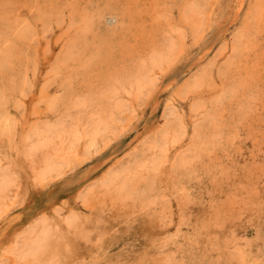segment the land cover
I'll return each instance as SVG.
<instances>
[{"label":"rangeland","instance_id":"1","mask_svg":"<svg viewBox=\"0 0 264 264\" xmlns=\"http://www.w3.org/2000/svg\"><path fill=\"white\" fill-rule=\"evenodd\" d=\"M210 4V0H83L77 10L85 12L91 18L92 29L89 33L90 41L86 44L93 42L101 46L105 50L104 53L113 54L104 55L106 60L99 67H94L93 72L88 73L91 79L83 72L82 62L71 66V74L68 71L69 74L62 75L55 70L65 46L68 47L72 42H69V39L74 35L79 38L78 34H73L70 38L67 37L68 33L63 34L67 30L72 33L75 31L67 15L58 18L46 17L48 19L42 21L31 17L36 34L24 51L29 65L26 70L29 74L24 78L22 72L20 78L17 77L20 83H14L15 86L4 85L7 92L14 90L9 103L2 107L10 116L7 125L14 123L17 127L14 141L19 138L26 139L34 124L32 122L38 120L39 115H42V118H39L45 122L47 119L54 120V113L51 116L40 114L45 110L44 102L47 98L63 101L64 96L73 88H87L89 82L100 83L108 68L106 66L111 65L108 62L123 59L135 67L136 54L124 52V49L129 45L128 40L133 37L138 26L147 24L143 19L151 17L158 10L159 14L156 15L159 16L158 20L163 21L162 24H156L153 28L148 26L146 29L162 38L165 36L163 29L159 27L171 26L168 24L171 20L177 22L179 28L182 26L181 31L184 32L187 27L183 25L186 20L183 15L190 14L191 5L200 6L202 9L207 7L209 11ZM224 4L225 8L219 11L218 19L206 31L203 30V35L195 39L192 34H187L184 39L185 49L181 51L177 47L167 61L157 67L156 78L160 86H157L148 99L145 93L141 94L138 103L142 115L138 124L143 134L136 135L135 129L132 128L118 133L100 152H96L85 162L65 171L47 184H34L26 178L24 166L17 167V177L21 182V202L14 207L12 222L0 232V242L9 243L16 235L45 216L50 219L59 216L57 219H62L71 210L76 209L81 217L89 215L90 220L86 222L83 230H79L83 236H78L71 256L62 264H145L139 262L140 258L150 254H157L159 257L165 255L167 259L165 261L164 257L162 264H245L238 257L240 255L234 253L237 245L234 244L232 250L224 242L228 236L234 240L235 235L239 241L253 243L252 252L258 255V260L264 264V93L263 96L260 95L261 99L258 97L259 93L264 92V76L259 83L252 84V89L240 88L236 91V82L231 78L230 70L234 66L228 67V59L221 55V52L224 47L236 41L233 34L239 30L240 25L251 18H248L247 5L239 17L233 18L236 2L225 0ZM16 7L14 0H0L1 22L17 18V13L20 14L19 19L23 20L22 15L27 13V9L21 7L22 9L16 10ZM112 12H120L121 18L115 24L106 20ZM22 24L26 27L27 22ZM255 24L251 21L250 29L255 30ZM177 32L180 33V29ZM73 37L71 39L74 41ZM82 41L83 39H80V42ZM3 45L0 56L8 48L7 43ZM208 46H211L210 51ZM205 51H209V54L202 58ZM0 62V75L6 72L18 75L19 72L12 66L11 57H2ZM48 67L52 73L49 71L48 74ZM32 70H35L33 75ZM200 76L204 79L213 78L215 83L225 85L222 94L219 92L209 96L212 103L208 108L199 107L194 115L189 108L192 99L183 96L190 93L196 78ZM84 78L89 81L88 84L82 81ZM2 87L0 83V88ZM171 98H177L176 102L180 105L178 114H184L186 117L182 146L170 152L164 170L157 171L158 180L148 179L130 187L125 210L122 207L117 210L108 201L96 211L97 214H90L84 204L78 201L77 196L85 193L88 188L95 187L105 172L117 166L124 168L139 162L137 160L142 157L140 152L149 153L148 145L159 144L156 142L160 141L162 136L152 131L159 127V133H165L177 120L171 121L162 117ZM246 106H252V115L244 119L242 108ZM121 108L129 109L130 101ZM118 125L120 124L116 122L115 126ZM15 127L8 133L14 131ZM149 133L152 138L148 139L145 145L135 149ZM14 141L7 143L11 145ZM19 155L22 154L16 153L17 160L21 157ZM153 174L152 170L151 175ZM163 205L168 206L171 212L166 209L167 212L163 213ZM62 206L64 209L60 210ZM241 206L247 208L241 215L243 219L238 217L239 214L235 215ZM231 207L233 212L235 211V217L230 214H227V217H218L220 212H227ZM220 218L226 222V233L218 230L213 235L218 228H215V223ZM210 225L213 229L207 231ZM218 240L219 245L214 244Z\"/></svg>","mask_w":264,"mask_h":264},{"label":"bare ground","instance_id":"2","mask_svg":"<svg viewBox=\"0 0 264 264\" xmlns=\"http://www.w3.org/2000/svg\"><path fill=\"white\" fill-rule=\"evenodd\" d=\"M14 1L17 4L16 10L25 8L27 9V13L22 15V18H24L23 20L19 19V13L16 15L17 18L14 17L8 21L2 20L1 22L0 19V51H2L1 46L4 43L8 44V48L0 58L5 56L11 57L13 60L12 66L19 72L18 75H10L8 72L0 75V83L3 86L0 88V134L2 135V139L0 140V232L5 230L7 228L5 226H9L12 222L14 218V207L21 202L19 194L21 182L17 177L18 172L16 170L18 166H24L27 175L26 178L33 181L34 184H47L53 178L64 174L65 171L85 162L96 152H100L118 135V133L132 128L135 129L136 135L139 136L143 134L138 124L142 116L138 103L140 102L141 94L145 93L148 99L159 85V81L156 78L157 67L160 66L163 61H167L177 47H179L181 51L185 49L184 39L187 34H192L195 39L203 35V30L206 31L208 27L212 26L213 22L219 17V11L225 8V0H210L211 4L209 6V11H207V7L202 9L200 6L196 5L193 7V5H191L190 14L188 13L189 15L187 16H185V14L183 15V17L186 18L183 24L187 27L186 30L184 32L181 31L182 26L179 28L177 22L174 23L170 20L168 24L171 26L159 27V29H163L165 36L162 38L157 37L156 33L146 29L148 26L153 28L156 24L159 26L162 24L163 21L158 20L159 16L156 15L159 14V11L156 10L154 15L143 19L147 24L138 26L136 32L132 35L133 37L128 40L129 45L124 49V52L136 54L135 59L137 61L135 67L133 64H128V61H124L123 59L116 62H108V64L111 65H105L108 68H106L104 72L105 76L102 77L100 83H90L88 80L85 81L84 78L82 81L84 80L87 84L89 82L88 87H84L85 89L73 88L71 92L64 96L63 101L56 98H47L44 102L45 110L40 112V114L46 113L47 116H51L54 113L52 117L54 120L47 119L45 122L40 119L42 115H39L37 118L38 120L32 122L34 123L32 127L30 126L31 123L29 124L28 127L32 129L30 133H27L26 139L19 138L14 141L17 127L13 125L14 123L7 125L6 122L10 120V116L6 114L7 111L3 110L2 107L9 103L14 93L11 87L12 90L7 92L5 86H8V84H13V86H15L14 83H20V79L17 77L20 78L22 72L24 78L29 74V71L26 70L29 65L27 64L24 51L28 48L30 40H32L36 34L35 27L30 20L31 17H34L35 20L42 21L47 20L48 18L46 17L58 18L67 15L75 31L72 33L67 30L63 32V34L68 33V38L73 34H78L79 38L83 39V41L80 42V39L74 35V37L72 36L74 41L71 39L72 37L69 39V42L72 41L70 44L66 41L69 46H65L66 48L64 47L65 51L62 58H59L60 60L55 66V70L59 74H69L73 64L82 62L81 64L84 67L80 66L84 68L83 72L85 74L87 73L89 77L88 73L90 74L91 71L93 72L94 67L97 65L99 67V65L106 60L103 56L111 54L104 53L105 50L101 46L93 44V42L86 44L90 41L89 33L92 29L91 18H89L85 12L77 10V7L83 0ZM233 1L236 2L233 8L235 12V16H232L233 18L239 17L246 5L249 10L248 18H251V20L240 25L238 28L239 30L233 34L235 35L236 41L224 47L223 52L220 51L221 55H225L228 59V61L226 60L228 62V67H230V65L234 66L230 70L231 78L236 82L235 87L237 91L240 88L252 89V84L259 83L258 81L264 76V0ZM227 8L228 6L226 4V9ZM34 12L36 13L32 14ZM222 13L223 12H221V14ZM120 18V12H112L106 20L109 23L115 24ZM251 21L256 23L254 25L255 30L249 27ZM23 22H27L26 27L22 24ZM175 25L176 28H174ZM179 29L180 33L177 32ZM174 31L175 33H173ZM59 38L61 39L62 37L60 36ZM59 38L57 39L59 40ZM85 44L86 48H84ZM208 47L210 51L211 46ZM209 51H205L202 58L208 55ZM112 55L113 54H111V56ZM114 57L117 58L116 56ZM1 64L2 62H0V65ZM87 67L88 69L86 70ZM11 70L12 69H10V71ZM47 71L48 74L50 72L52 73L50 68ZM68 71L69 73H67ZM31 73L33 75L35 70H32ZM45 74H47V72ZM90 77L89 79H91ZM98 79H100V77H98ZM223 85L225 84L215 83L213 78L210 77L206 79L202 78V76L197 77L194 88L190 90V93L183 96L184 98L190 97L192 99V103L190 102L191 105L189 107L190 111L195 115L199 107L208 108L212 103L209 96L219 92L222 94L224 90ZM237 92L234 95H236ZM262 93L264 92L262 91L258 94L260 99L262 98L260 95L263 96ZM45 95L47 96L48 94ZM53 97H55V95ZM176 99L177 98H171L168 100L162 116L163 119L167 118L171 119V121L177 119L176 122L174 124L172 123L165 133H159L161 130L159 127L155 128L153 131L151 130L152 133L157 132V135L160 137L162 136V139L156 142L159 144L154 143L153 145H148L150 150L149 153L144 154L140 152L139 154H141L142 157L137 160L139 162L124 168L117 166L105 172L95 187H92L93 185L91 184L92 188H88L89 190L87 189L85 193L77 196L78 201L84 204L90 214L98 211V209L103 207L108 201H110L117 210L121 207L125 210L124 207L128 204L126 202L128 200L127 197L131 192L129 189L132 185H137L148 179L152 181L158 180L157 171L161 172L164 170L165 164L169 160L168 156L170 152L182 146L181 139L183 128L186 125V117L184 114H178L180 105L176 102ZM255 99L257 100V98ZM128 100L130 101V108H121ZM154 105H156L155 102ZM251 107L252 106H246L242 108L244 119L245 117H251ZM33 113L36 112L33 111ZM176 115L178 116L176 117ZM116 122L120 125L115 126ZM176 124L177 126H175ZM14 127V131L8 133ZM151 138V133H149L135 149L145 145L149 141L148 139ZM4 139H8L9 142L13 140L14 142L10 145L8 144L9 142ZM2 140L3 142H1ZM16 153L22 154L19 155L21 156L19 160H17ZM152 170L154 171L153 175H151ZM184 198L185 197H182V199ZM61 209H64V206H62L60 210ZM166 209L171 212L168 206L163 205L162 212H167ZM245 209H247L245 206H241L238 212L235 213L231 207L227 212L226 210L220 212L218 217H222V215L227 217V214L235 217V213V215L239 214L238 217L243 219L241 215L244 214ZM88 216L89 215H84L81 217L79 211L73 209L62 219H57L59 216L52 219L46 216V218L43 217L42 220L35 222L22 233L16 235L9 243L0 242V264H62V262H65L66 259L71 256L72 250L77 245L76 240L83 236L79 233V230H83L86 222L90 220ZM225 223L226 222L220 218V220L215 223V228H218H216L212 234L215 235L218 230L226 233L227 228ZM212 229L213 227L210 225L206 230L212 231ZM206 230L205 232H207ZM224 242L229 248L234 246V244L237 245L234 253L237 252V255H240L238 257H240L241 262L243 261L245 264H254V262L259 264L261 262L257 258L258 255L256 256V254L252 252L253 243L247 242L246 240L244 242L242 240L239 241L236 235L234 240L232 237L228 236L224 239ZM219 243V240L214 242V244L217 245H219ZM187 244L189 245V243ZM231 249L233 250L234 248ZM156 255H143L139 262L145 264H162L165 255L164 257ZM166 259L167 257H165V261Z\"/></svg>","mask_w":264,"mask_h":264}]
</instances>
